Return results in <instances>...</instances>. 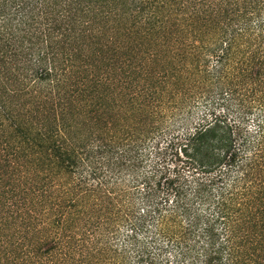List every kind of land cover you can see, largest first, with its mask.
<instances>
[{
  "label": "trees",
  "instance_id": "obj_1",
  "mask_svg": "<svg viewBox=\"0 0 264 264\" xmlns=\"http://www.w3.org/2000/svg\"><path fill=\"white\" fill-rule=\"evenodd\" d=\"M0 264H264V0H0Z\"/></svg>",
  "mask_w": 264,
  "mask_h": 264
}]
</instances>
